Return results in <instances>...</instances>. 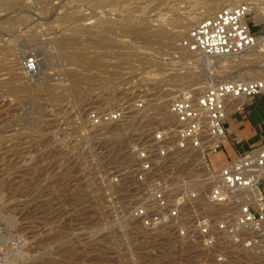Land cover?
Here are the masks:
<instances>
[{
  "label": "rangeland",
  "instance_id": "374dc122",
  "mask_svg": "<svg viewBox=\"0 0 264 264\" xmlns=\"http://www.w3.org/2000/svg\"><path fill=\"white\" fill-rule=\"evenodd\" d=\"M238 1L0 0V264H149L141 255L126 262L111 253L118 246L107 239L95 181L109 174L99 153L117 132L88 140L80 122L88 109L118 103L119 82L133 66L153 70L161 79L156 92L167 98L209 74L219 81L264 79V56L221 60L211 73L184 68L181 75L158 59L216 11L208 12V3L220 9ZM100 31L107 40L98 45ZM254 32L264 35V25ZM183 53L184 62H206ZM31 55L39 70L28 80L21 64ZM215 157L209 156L215 168L226 162Z\"/></svg>",
  "mask_w": 264,
  "mask_h": 264
},
{
  "label": "built area",
  "instance_id": "2783aa9c",
  "mask_svg": "<svg viewBox=\"0 0 264 264\" xmlns=\"http://www.w3.org/2000/svg\"><path fill=\"white\" fill-rule=\"evenodd\" d=\"M263 10L264 0L224 6L158 59L181 75L184 68L204 72L199 60L183 61L184 51L206 59L242 56L257 43L254 29L264 22L254 17ZM38 70L34 55L24 58L22 78L32 79ZM125 74L118 103H100L80 122L85 139L115 136L99 153L109 174L99 173L95 181L97 210L111 230L107 239L118 246L111 253L126 262L141 255L149 264H264V145L236 150L218 168L209 158L230 141V114L264 96V80L191 79L167 98L158 94L161 79L153 70L138 65ZM107 131L117 135L105 136Z\"/></svg>",
  "mask_w": 264,
  "mask_h": 264
},
{
  "label": "crops",
  "instance_id": "0c3cea01",
  "mask_svg": "<svg viewBox=\"0 0 264 264\" xmlns=\"http://www.w3.org/2000/svg\"><path fill=\"white\" fill-rule=\"evenodd\" d=\"M256 98L245 101L242 109L232 112L228 117L230 141L216 155L215 161H226L236 154V150L243 151L264 145V101L258 103ZM261 98L264 100V96ZM233 139H239L240 144L234 146Z\"/></svg>",
  "mask_w": 264,
  "mask_h": 264
},
{
  "label": "bare ground",
  "instance_id": "6f19581e",
  "mask_svg": "<svg viewBox=\"0 0 264 264\" xmlns=\"http://www.w3.org/2000/svg\"><path fill=\"white\" fill-rule=\"evenodd\" d=\"M208 4L209 5L207 6V11L210 12V13L216 10L215 12H213V14H215L216 12H218L221 9V8L220 9H216V6L217 5L215 4V2H211V3H208ZM205 17H207V16H205ZM255 20L258 21V22H264V10L262 12L261 11H258L257 12V14L255 16ZM135 31H137V30H135ZM136 33H138V31ZM138 34H142V36H144V37L147 36L146 34H143L142 31H140ZM94 36L96 38V42L98 43V45L99 44H104L106 42V40H107V38L105 37L103 31H100V32L95 33ZM65 42L68 43V41L63 40V41H61V44L64 45ZM189 56L190 57H193V58L194 57H199V55L197 53H190ZM259 56H264V35L259 36L258 39H257V43L253 47V49H251L249 52L243 54L242 56H238V57H227V58H217V59H206V58H204L205 59L204 61H206V62L203 65L201 63V61H200V64L203 66L205 72L207 71V72L211 73L210 71H212V69L210 68V65H214V63L218 64V61H219V63H221V60H226V61H229V60H231V61H234V60L242 61L243 60L244 62L246 60L247 62L250 63L252 61H249V60H254V59H256ZM245 57H247V59H245ZM250 57H252V58H250ZM201 58H203V57H201ZM252 71L253 72H256V73H262V72H260V70H257V69H254ZM249 75H250V73H249ZM209 79L211 81H213V82L219 81L214 76H211V74H209ZM252 80H264V79H257V78L256 79L255 78L253 79L252 78L250 80H241V81L248 82V81H252ZM204 87H206V83H205V86H201V88H204ZM237 102H241V101H237ZM114 132H117V131H114ZM107 133H113V132L112 131L111 132H108L107 131ZM115 135H117V133H115Z\"/></svg>",
  "mask_w": 264,
  "mask_h": 264
}]
</instances>
